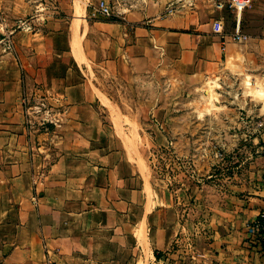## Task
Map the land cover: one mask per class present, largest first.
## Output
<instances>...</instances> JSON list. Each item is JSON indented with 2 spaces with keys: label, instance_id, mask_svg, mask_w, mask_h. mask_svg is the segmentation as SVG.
Here are the masks:
<instances>
[{
  "label": "crops",
  "instance_id": "crops-1",
  "mask_svg": "<svg viewBox=\"0 0 264 264\" xmlns=\"http://www.w3.org/2000/svg\"><path fill=\"white\" fill-rule=\"evenodd\" d=\"M172 1L173 13L112 20L87 0H0L17 19L0 25L14 42L0 51V264H264L248 229L264 210V159L217 188L209 170L172 188L140 146L146 119L170 132L166 97L140 92L128 101L141 109L125 112L109 91L264 71V0L240 14Z\"/></svg>",
  "mask_w": 264,
  "mask_h": 264
},
{
  "label": "rangeland",
  "instance_id": "rangeland-1",
  "mask_svg": "<svg viewBox=\"0 0 264 264\" xmlns=\"http://www.w3.org/2000/svg\"><path fill=\"white\" fill-rule=\"evenodd\" d=\"M100 0H87L90 8ZM114 12V18L130 12L157 13L170 7L172 0H104ZM78 3V1H77ZM86 5L79 1L78 6ZM172 7L179 8L177 4ZM1 15L4 8L1 7ZM7 14H10L7 12ZM0 25L7 30L14 28L15 17H1ZM30 18V17H26ZM45 31L44 23L36 25ZM19 29V28H18ZM17 29V30H18ZM20 30V29H19ZM31 31V30H28ZM10 31H8L9 33ZM12 36V35H11ZM5 34L0 30V51H13V37L5 41ZM78 35L72 45L77 46ZM76 44V45H75ZM75 49V48H74ZM75 51V50H74ZM227 69L218 77L208 79L201 86L190 87L181 84H169L168 80L159 81L157 86H140L138 90L120 85V81L111 82L109 91L123 111L138 110L142 102L128 101L130 97L142 93H157L165 104L170 106L172 124L169 133H160L157 121L146 119L152 134L142 135L140 146L147 165L156 177L171 180L172 188L189 183L186 178L193 171L212 173V187L217 188L227 177L240 175L258 158L264 159V71L257 73ZM46 91L39 89V94ZM34 110L41 111L45 106L32 98ZM176 129L177 134L172 130ZM154 131V132H153ZM179 142L175 148L174 142ZM194 159V161L192 160ZM208 165L205 166V165ZM202 177V176H201ZM185 184V185H184ZM205 186L208 183L199 181ZM203 197L205 192L202 191Z\"/></svg>",
  "mask_w": 264,
  "mask_h": 264
},
{
  "label": "built area",
  "instance_id": "built-area-1",
  "mask_svg": "<svg viewBox=\"0 0 264 264\" xmlns=\"http://www.w3.org/2000/svg\"><path fill=\"white\" fill-rule=\"evenodd\" d=\"M254 0H216L217 6L221 9L228 8L236 13H242L246 8L252 5ZM175 8L170 5L167 8L168 13H173ZM114 12L108 6V4L104 0H100L97 5L92 7L91 16L96 18L97 16L104 17H112ZM24 28L31 29V26L27 23H23ZM236 38H240V35L237 34ZM249 232L251 234V238L249 239V243L251 245H260L264 247V210L260 213V215L253 221H251L248 225ZM48 264H55L53 262H48Z\"/></svg>",
  "mask_w": 264,
  "mask_h": 264
},
{
  "label": "trees",
  "instance_id": "trees-1",
  "mask_svg": "<svg viewBox=\"0 0 264 264\" xmlns=\"http://www.w3.org/2000/svg\"><path fill=\"white\" fill-rule=\"evenodd\" d=\"M111 19H112V20H120V19H118V18H114V17H112Z\"/></svg>",
  "mask_w": 264,
  "mask_h": 264
},
{
  "label": "bare ground",
  "instance_id": "bare-ground-1",
  "mask_svg": "<svg viewBox=\"0 0 264 264\" xmlns=\"http://www.w3.org/2000/svg\"><path fill=\"white\" fill-rule=\"evenodd\" d=\"M78 36H79V35H78ZM75 45H76V44H75ZM76 47H77V46H75V49H76ZM79 58H80V57H79ZM80 59H82V58H80Z\"/></svg>",
  "mask_w": 264,
  "mask_h": 264
}]
</instances>
